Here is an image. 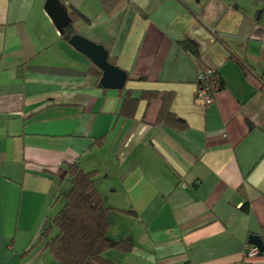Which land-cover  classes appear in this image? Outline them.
<instances>
[{
	"label": "crops",
	"instance_id": "obj_1",
	"mask_svg": "<svg viewBox=\"0 0 264 264\" xmlns=\"http://www.w3.org/2000/svg\"><path fill=\"white\" fill-rule=\"evenodd\" d=\"M60 1L128 73L126 90L159 96L123 118L46 0H0V264H56L42 234L75 163L98 171L109 236L133 246L108 251L115 264H243L250 237L264 241V0H123L112 15L102 0ZM209 69L220 89L205 107ZM165 94L185 129L157 123Z\"/></svg>",
	"mask_w": 264,
	"mask_h": 264
},
{
	"label": "trees",
	"instance_id": "obj_2",
	"mask_svg": "<svg viewBox=\"0 0 264 264\" xmlns=\"http://www.w3.org/2000/svg\"><path fill=\"white\" fill-rule=\"evenodd\" d=\"M102 1L104 9L109 15L114 14L123 5V0ZM70 17L72 24L65 29V33L62 35L66 41H70L77 34L73 26L74 23L87 21L78 10H72ZM179 46L200 60V52L192 40L184 39L179 42ZM238 64L246 74L250 72V68L245 62L238 61ZM92 72L100 84L102 72L96 67L92 69ZM140 80L146 79L140 78ZM208 83L214 90L220 89V85L215 79V73ZM119 93L122 98L120 115L127 120L135 118L141 99L151 102L159 96L158 93L143 92L139 97H136L132 91L126 90V88ZM172 101L171 94L163 96L157 123L185 129L186 123L171 110ZM67 178L71 183L69 190L63 192L59 189L53 201L54 204L60 202L62 207L42 234V237L47 240L46 249L50 252L54 262L56 264H115L107 257L108 251L113 250L124 255L131 253L133 251L131 243L126 240L113 241L109 236L112 208L106 205L104 197L97 187L98 171H85L78 163H75L68 166ZM247 208L248 204L244 206V209ZM119 211L127 214L133 213V211Z\"/></svg>",
	"mask_w": 264,
	"mask_h": 264
},
{
	"label": "water",
	"instance_id": "obj_3",
	"mask_svg": "<svg viewBox=\"0 0 264 264\" xmlns=\"http://www.w3.org/2000/svg\"><path fill=\"white\" fill-rule=\"evenodd\" d=\"M45 8L60 34L63 35L65 29L72 24L68 9L60 0H46ZM70 44L90 59L102 72L100 85L103 88L121 91L126 87L128 73L110 62L109 51L103 45L94 43L79 34L70 39ZM249 243L258 247L261 254H264V241L260 236L252 235Z\"/></svg>",
	"mask_w": 264,
	"mask_h": 264
},
{
	"label": "built area",
	"instance_id": "obj_4",
	"mask_svg": "<svg viewBox=\"0 0 264 264\" xmlns=\"http://www.w3.org/2000/svg\"><path fill=\"white\" fill-rule=\"evenodd\" d=\"M214 71L209 69L201 72L197 79V91H196V101L201 105L208 107L214 100L217 91L209 85V79L212 78ZM261 254L258 247L254 245H248L243 253L244 263L243 264H254V258Z\"/></svg>",
	"mask_w": 264,
	"mask_h": 264
}]
</instances>
